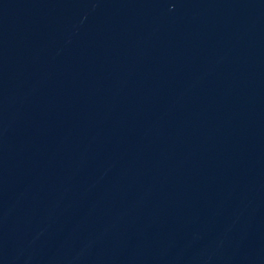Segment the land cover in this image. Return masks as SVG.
Segmentation results:
<instances>
[{"label": "water", "instance_id": "water-1", "mask_svg": "<svg viewBox=\"0 0 264 264\" xmlns=\"http://www.w3.org/2000/svg\"><path fill=\"white\" fill-rule=\"evenodd\" d=\"M0 264H264V0H0Z\"/></svg>", "mask_w": 264, "mask_h": 264}]
</instances>
